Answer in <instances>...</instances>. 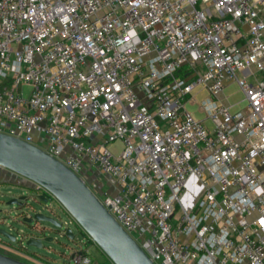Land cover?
Returning a JSON list of instances; mask_svg holds the SVG:
<instances>
[{
    "label": "built area",
    "instance_id": "obj_1",
    "mask_svg": "<svg viewBox=\"0 0 264 264\" xmlns=\"http://www.w3.org/2000/svg\"><path fill=\"white\" fill-rule=\"evenodd\" d=\"M0 132L108 178L155 264H264V0H0Z\"/></svg>",
    "mask_w": 264,
    "mask_h": 264
},
{
    "label": "water",
    "instance_id": "obj_2",
    "mask_svg": "<svg viewBox=\"0 0 264 264\" xmlns=\"http://www.w3.org/2000/svg\"><path fill=\"white\" fill-rule=\"evenodd\" d=\"M0 167L50 192L113 264H155L116 221L89 185L58 159L32 144L0 132ZM34 220L51 223L58 228L63 226L53 217L42 213L35 215L30 222ZM30 231L26 247L36 249L34 252L45 249L41 238V232L44 231L37 228ZM0 236L16 240L14 235L2 228ZM61 236L70 240L75 237L71 229ZM44 241L51 243L54 239L47 238ZM0 264L27 263L0 253Z\"/></svg>",
    "mask_w": 264,
    "mask_h": 264
},
{
    "label": "rangeland",
    "instance_id": "obj_3",
    "mask_svg": "<svg viewBox=\"0 0 264 264\" xmlns=\"http://www.w3.org/2000/svg\"><path fill=\"white\" fill-rule=\"evenodd\" d=\"M224 96L230 97L228 103L231 105L241 102L240 107H237V109L244 108L246 105V103L244 102L243 93L235 84L230 85L225 89ZM205 97H207L206 93L201 94L197 96V101L202 102ZM189 110L195 113L198 119H205V116L198 111L197 104L189 105ZM206 123L210 129L213 128V124L211 121L208 120ZM121 147V143L118 142L112 146L111 150L114 153H118L119 151H121ZM90 178L94 182V186L92 185V187L94 189L98 188L100 192H104V190L108 188V186H111V181L108 178L101 176L97 172H92L90 174ZM28 181L29 180L10 173L4 168L0 167V209H2V213L0 214V227L7 231L12 230L18 235H26V237L30 235L29 233L31 231L27 229L25 223H23L22 218L19 217V215L21 214L19 209L13 205H9V202L11 201L10 199L18 197L21 193L29 194V191L26 190V185H30ZM94 191H96V189ZM52 205L54 209L59 213L61 220L63 222L69 223L70 218L67 214L62 212L60 204L57 201H54ZM40 206L41 205L39 203H36L32 213H37L39 211H43L46 213V211L43 210ZM46 214H48V211ZM39 224L40 226L47 225L48 227H51L49 223L47 224L44 222H40ZM40 226H38V228L41 231L42 226ZM68 227L75 232L76 236L79 235L74 225L68 224ZM17 230H19V232ZM78 240H83V238L78 237ZM85 242L86 241H83V244H85ZM46 245L49 247H46L43 250H38L39 254L48 256L50 259L54 260L56 264H66V257L70 256L73 251L77 249V243L75 241H71L70 239L62 236L56 237V240L54 242L46 243ZM31 250L34 251L36 249L33 248ZM89 250L90 255L95 258L96 261H98V264H113L107 256L103 255L104 253L101 252L100 248L91 246Z\"/></svg>",
    "mask_w": 264,
    "mask_h": 264
},
{
    "label": "flooded vegetation",
    "instance_id": "obj_4",
    "mask_svg": "<svg viewBox=\"0 0 264 264\" xmlns=\"http://www.w3.org/2000/svg\"><path fill=\"white\" fill-rule=\"evenodd\" d=\"M9 172V171H8ZM11 173V172H10ZM18 176V175H17ZM30 185H26V190L29 191L28 193H21L18 197H14L10 199V202H14L13 206L17 207L21 214L19 217L22 218L23 223H25V226L28 230L32 229H39L38 226H40L39 221H33L35 215L38 213H42L48 216L53 217L55 220H57L59 223H62L63 221L60 218L59 213L54 209L53 202L56 201L54 198H52L50 195L46 194L42 189L38 188V186L30 181H28ZM89 182L94 186V182L92 179H89ZM96 191L100 192L98 188H95ZM102 192V191H101ZM9 202V203H10ZM36 203H39L41 208L43 210L48 211V214H46L43 211H39L37 213H32L34 206ZM38 205V204H37ZM61 206V205H60ZM62 212H65V210L61 206ZM2 213V209H0V214ZM48 224V223H47ZM51 227H48L47 225H41L42 230L41 232V238L43 240L44 247H49L45 243V239L52 238L54 241L56 240V237L62 235V228H58L54 226L53 224L49 223ZM40 226V227H41ZM1 228V227H0ZM3 229V228H2ZM19 232V230H17ZM12 235L16 237L15 241H11L3 236H1L0 239V253L7 255L11 258L17 259L19 261H22L27 264H44L48 261V256L40 255L39 252H34L30 248L26 247V243L28 240V237L26 235H18L17 233L11 231ZM24 232V231H23ZM52 243V242H51ZM48 257V258H47ZM47 258V259H46ZM40 259V260H39ZM45 259V260H42Z\"/></svg>",
    "mask_w": 264,
    "mask_h": 264
},
{
    "label": "trees",
    "instance_id": "obj_5",
    "mask_svg": "<svg viewBox=\"0 0 264 264\" xmlns=\"http://www.w3.org/2000/svg\"><path fill=\"white\" fill-rule=\"evenodd\" d=\"M100 264V263H99Z\"/></svg>",
    "mask_w": 264,
    "mask_h": 264
}]
</instances>
